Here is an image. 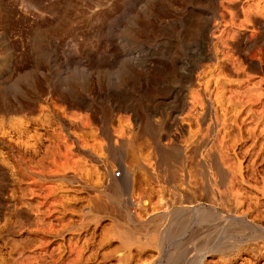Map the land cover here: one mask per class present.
Here are the masks:
<instances>
[{
	"label": "rangeland",
	"instance_id": "obj_1",
	"mask_svg": "<svg viewBox=\"0 0 264 264\" xmlns=\"http://www.w3.org/2000/svg\"><path fill=\"white\" fill-rule=\"evenodd\" d=\"M0 264H264V0H0Z\"/></svg>",
	"mask_w": 264,
	"mask_h": 264
},
{
	"label": "bare ground",
	"instance_id": "obj_2",
	"mask_svg": "<svg viewBox=\"0 0 264 264\" xmlns=\"http://www.w3.org/2000/svg\"><path fill=\"white\" fill-rule=\"evenodd\" d=\"M60 87V86H59ZM69 89V88H68ZM107 114V113H106ZM126 188L122 187L116 183H114L111 187V192L113 193V195L118 198L120 197L122 194L126 193Z\"/></svg>",
	"mask_w": 264,
	"mask_h": 264
},
{
	"label": "built area",
	"instance_id": "obj_3",
	"mask_svg": "<svg viewBox=\"0 0 264 264\" xmlns=\"http://www.w3.org/2000/svg\"><path fill=\"white\" fill-rule=\"evenodd\" d=\"M121 176V172L117 171L115 174H114V177L116 178H119Z\"/></svg>",
	"mask_w": 264,
	"mask_h": 264
}]
</instances>
